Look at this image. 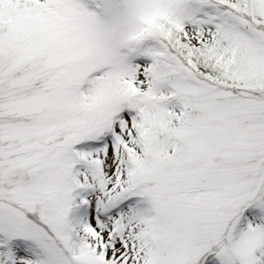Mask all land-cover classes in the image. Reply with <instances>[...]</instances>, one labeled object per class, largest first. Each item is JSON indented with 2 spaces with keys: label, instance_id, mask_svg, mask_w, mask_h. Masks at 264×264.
Instances as JSON below:
<instances>
[{
  "label": "snow or ice",
  "instance_id": "obj_1",
  "mask_svg": "<svg viewBox=\"0 0 264 264\" xmlns=\"http://www.w3.org/2000/svg\"><path fill=\"white\" fill-rule=\"evenodd\" d=\"M0 264H264V0H0Z\"/></svg>",
  "mask_w": 264,
  "mask_h": 264
}]
</instances>
